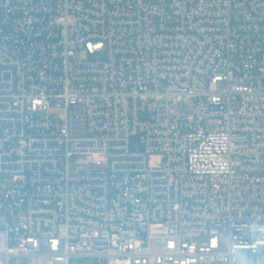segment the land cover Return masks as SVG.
Masks as SVG:
<instances>
[{
    "label": "built area",
    "instance_id": "built-area-1",
    "mask_svg": "<svg viewBox=\"0 0 264 264\" xmlns=\"http://www.w3.org/2000/svg\"><path fill=\"white\" fill-rule=\"evenodd\" d=\"M73 258L264 264V0H0V264Z\"/></svg>",
    "mask_w": 264,
    "mask_h": 264
},
{
    "label": "rangeland",
    "instance_id": "rangeland-1",
    "mask_svg": "<svg viewBox=\"0 0 264 264\" xmlns=\"http://www.w3.org/2000/svg\"><path fill=\"white\" fill-rule=\"evenodd\" d=\"M135 140H138V137H135ZM90 262V260L84 259L81 261V264H89ZM71 264H79V260L77 258H73Z\"/></svg>",
    "mask_w": 264,
    "mask_h": 264
}]
</instances>
